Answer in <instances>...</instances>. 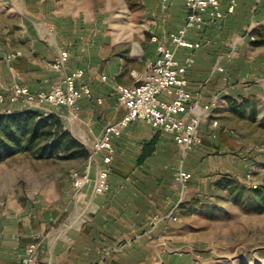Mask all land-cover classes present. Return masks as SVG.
I'll return each mask as SVG.
<instances>
[{"label": "crops", "instance_id": "obj_1", "mask_svg": "<svg viewBox=\"0 0 264 264\" xmlns=\"http://www.w3.org/2000/svg\"><path fill=\"white\" fill-rule=\"evenodd\" d=\"M150 1L155 14L144 28L143 42L125 47L112 41L110 33L82 22L62 0H0V92L15 82L34 91L48 89L66 74L84 69L79 83L91 85V96L72 108L52 107L51 111L88 153L106 125L126 113L115 85L142 83L157 57L159 42L174 49L186 67L187 88L199 110L214 103L203 111L202 145L188 151L172 135L144 120L130 122L121 135L113 137L111 188L104 194L93 191L96 173L104 167L98 153L91 162L83 201L73 185L75 169L63 171L59 166L57 180L41 181L37 196L27 192L23 198L0 201V264H22L30 243L38 245L36 264H174V258L181 259L173 238L177 208L198 196L223 166L214 153L229 150L231 135L223 138L214 118L224 101L222 89H228L232 80L230 47L252 42L250 36L263 19L264 0H237L234 13L222 19L207 18L200 30L189 29L187 38L201 43L194 50L176 47L169 39L170 32L186 25L185 0ZM222 8L225 11L227 4ZM63 50L69 52V59L62 69H55L52 63ZM17 51L22 55L11 62L5 59ZM2 108L16 111L22 106L7 102ZM66 152L59 151L57 157ZM181 170L190 172L192 178L182 183ZM171 212L172 218L164 217ZM157 214L164 218L155 222Z\"/></svg>", "mask_w": 264, "mask_h": 264}, {"label": "rangeland", "instance_id": "obj_2", "mask_svg": "<svg viewBox=\"0 0 264 264\" xmlns=\"http://www.w3.org/2000/svg\"><path fill=\"white\" fill-rule=\"evenodd\" d=\"M94 30L110 33L125 47L143 42L153 20L150 0H62ZM255 39L230 47L231 82L222 89L216 127L230 134L229 150L214 153L223 166L199 195L177 208L174 264H264V13ZM57 157L21 152L0 161V201L37 196L41 181L85 168L89 153ZM83 167V168H82ZM257 182L250 187L246 176ZM53 187H48L51 190ZM85 191L80 195L83 201Z\"/></svg>", "mask_w": 264, "mask_h": 264}, {"label": "built area", "instance_id": "obj_3", "mask_svg": "<svg viewBox=\"0 0 264 264\" xmlns=\"http://www.w3.org/2000/svg\"><path fill=\"white\" fill-rule=\"evenodd\" d=\"M224 3L227 4L225 11L222 8ZM236 4L237 0H185L186 25L170 32V41L176 47L191 50L199 48L200 42L187 38L188 30L202 29L207 18L222 19L234 13ZM250 39L254 40L255 36L251 35ZM152 40L159 42L157 36H153ZM21 55V52L17 51L7 54L5 59L11 62ZM68 59L69 52L61 51L52 63L53 68L62 69ZM217 69L223 70L222 67ZM84 74V69H77L66 74L60 83L38 91L32 90L23 83L15 82L6 91L0 92V114L13 112L3 110L2 106L7 102L19 103L22 109L37 110L43 117L52 114V107L72 108L81 98L92 94L90 84L79 83ZM103 79H106V76H103ZM187 86L186 67L180 64L176 51L159 42L157 57L147 70L142 83L133 86L115 85L118 100L126 107V113L119 121L106 125L102 137L93 144L85 168L72 171L71 177L78 195L85 192L86 185L91 180V162L98 153L102 155L104 167L99 168L96 173L93 191L96 194H104L110 190L109 177L116 153L113 137L121 135L123 128L132 121L144 120L154 129L172 135L175 142L186 151L202 145L203 137L200 127L203 111H208L214 103L205 105L200 111L197 102L194 101V94L188 90ZM179 178L182 183H185L192 178V174L181 170ZM246 179L250 187L257 186V182L251 175H247ZM172 216L173 212L164 217L172 218ZM164 217L157 214L154 216V221L158 222ZM37 250V243H30L26 248L22 264H36Z\"/></svg>", "mask_w": 264, "mask_h": 264}, {"label": "trees", "instance_id": "obj_4", "mask_svg": "<svg viewBox=\"0 0 264 264\" xmlns=\"http://www.w3.org/2000/svg\"><path fill=\"white\" fill-rule=\"evenodd\" d=\"M64 149L67 156L78 154L76 151L88 154L52 114L43 117L34 109L0 114V161L21 152L52 156Z\"/></svg>", "mask_w": 264, "mask_h": 264}]
</instances>
